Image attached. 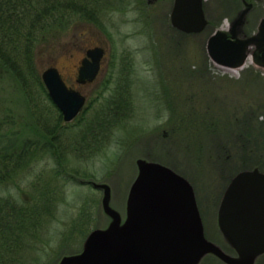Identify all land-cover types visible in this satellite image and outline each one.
<instances>
[{
    "label": "rangeland",
    "instance_id": "374dc122",
    "mask_svg": "<svg viewBox=\"0 0 264 264\" xmlns=\"http://www.w3.org/2000/svg\"><path fill=\"white\" fill-rule=\"evenodd\" d=\"M173 4L174 0H149L148 7L138 5L144 14L121 13L102 26L71 23L50 33L36 48L39 72L55 67L69 84L86 49L106 48V67L93 85H76L88 96L82 119L93 117L96 96L103 102L113 90V98L125 109L119 126L110 129L96 151L71 157L57 152L52 144L57 140L41 127L52 120L43 122L19 82L0 69V164L3 155L30 144L37 147L36 169L46 167L47 175L56 178L51 221L42 228L46 232L25 239L18 254L11 255L14 264H61L65 257L82 252L93 231L108 229L113 218L104 211L107 188L101 185L108 187L109 205L125 223L139 160L162 164L189 180L206 238L228 254L235 253L218 216L236 175L264 173V0H204L209 24L191 35L172 26ZM215 35L247 41L240 65L229 69L211 59L208 42ZM109 79V91H103ZM256 263L264 264V255ZM200 264L218 262L209 256Z\"/></svg>",
    "mask_w": 264,
    "mask_h": 264
},
{
    "label": "water",
    "instance_id": "95a60500",
    "mask_svg": "<svg viewBox=\"0 0 264 264\" xmlns=\"http://www.w3.org/2000/svg\"><path fill=\"white\" fill-rule=\"evenodd\" d=\"M172 26L182 33L199 34L209 22L204 0H174ZM264 41V22L261 28ZM247 41L237 42L215 35L208 42L211 59L233 69L240 65ZM264 59V51L262 53ZM84 79L93 81L99 72L100 54L86 62ZM50 99L64 121L72 122L83 110L86 97L66 84L60 71L50 67L41 74ZM139 174L127 201V219L109 205L113 218L108 229H96L87 238L83 252L65 257L61 264H200L210 254L228 264H254L264 255V173L243 171L231 181L219 209V225L239 258L227 255L206 238L203 220L192 184L175 170L156 162L139 160Z\"/></svg>",
    "mask_w": 264,
    "mask_h": 264
},
{
    "label": "trees",
    "instance_id": "16d2710c",
    "mask_svg": "<svg viewBox=\"0 0 264 264\" xmlns=\"http://www.w3.org/2000/svg\"><path fill=\"white\" fill-rule=\"evenodd\" d=\"M148 2L149 0H0V69L9 72L19 82L29 105L33 110L38 107L43 122L48 118L52 120L50 126L43 123L41 127L51 139L57 140V143L52 144L60 154H69L71 157L76 152L98 150L102 147L101 141H105L110 135V129L119 126V121L122 120L120 115L125 114V109L113 98V90L110 98L103 99L100 109L96 105L92 118L82 119L84 109L75 120L65 122L43 83L35 61L36 48L50 33L71 23L87 22L102 26L121 13L133 10L138 15L139 11L144 14L138 5L148 7ZM142 17L144 16L141 15L140 20H145ZM110 82L109 79L105 84ZM106 88L103 91H109L108 85ZM47 103L51 105L49 109L46 108ZM128 107L129 105L126 109ZM81 120L82 123H79ZM50 148L48 152H51ZM36 149V146L26 144L22 149L3 155V162L0 164V264H14L12 253L18 254L23 242L26 244L25 239H31L38 231L46 232L42 228L45 222L51 221L48 213L53 212L56 178L53 177L54 174L47 175L46 167L43 170L36 169ZM56 156L58 157L57 154ZM57 163L55 175L62 172L61 163Z\"/></svg>",
    "mask_w": 264,
    "mask_h": 264
},
{
    "label": "flooded vegetation",
    "instance_id": "af4514ba",
    "mask_svg": "<svg viewBox=\"0 0 264 264\" xmlns=\"http://www.w3.org/2000/svg\"><path fill=\"white\" fill-rule=\"evenodd\" d=\"M84 57L82 58L81 60V63H80V66L78 68V74L73 82V84H69L68 81L64 78L66 84L69 86V88H71L72 90H75L79 93H81L83 96L86 97V105H87V102H88V96L85 94V92L82 90V89H78L76 87V85H78V87H90L93 85V83L97 80V77L98 75H100V73L102 71H104L105 67H106V57H107V50L105 47H102V46H97V47H92V48H88L84 51ZM96 54H100V68H99V72H98V75L97 77L93 80V81H90V80H87V79H84L82 77V71L83 69L87 66L86 65V62H92V59L93 57L96 55ZM100 91V90H99ZM99 98V101H98V106L99 105H102V100H101V95L100 97L99 96H96V99ZM87 240V239H86ZM86 240L84 241V244L86 242ZM227 244H231L230 242H226ZM84 244H83V248H82V252H83V249H84ZM218 245V244H217ZM221 247V246H220ZM222 248V247H221ZM225 253L227 251H225V249H222ZM81 252V253H82ZM80 253V254H81ZM228 254V252L226 253ZM230 254V255H229ZM228 255L233 257V258H239V255L236 253H229ZM209 256H211L213 259H215L216 262H218V264H228L226 263L225 261H223L222 259H220L218 256L214 255V254H211V255H208L206 258H208ZM255 264V263H254ZM257 264V263H256Z\"/></svg>",
    "mask_w": 264,
    "mask_h": 264
},
{
    "label": "bare ground",
    "instance_id": "6f19581e",
    "mask_svg": "<svg viewBox=\"0 0 264 264\" xmlns=\"http://www.w3.org/2000/svg\"><path fill=\"white\" fill-rule=\"evenodd\" d=\"M62 75V74H61Z\"/></svg>",
    "mask_w": 264,
    "mask_h": 264
}]
</instances>
